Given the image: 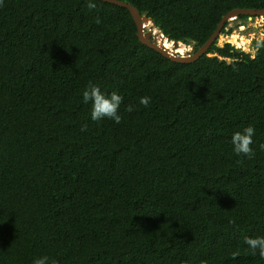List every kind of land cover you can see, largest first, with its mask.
I'll use <instances>...</instances> for the list:
<instances>
[{
	"label": "trees",
	"instance_id": "1",
	"mask_svg": "<svg viewBox=\"0 0 264 264\" xmlns=\"http://www.w3.org/2000/svg\"><path fill=\"white\" fill-rule=\"evenodd\" d=\"M124 1L193 51L230 10L264 8ZM88 2L0 6V264H264L244 242L264 236V47L174 62L127 8ZM89 83L123 97L119 124L91 118ZM249 125L252 158L232 144Z\"/></svg>",
	"mask_w": 264,
	"mask_h": 264
},
{
	"label": "clouds",
	"instance_id": "2",
	"mask_svg": "<svg viewBox=\"0 0 264 264\" xmlns=\"http://www.w3.org/2000/svg\"><path fill=\"white\" fill-rule=\"evenodd\" d=\"M0 6H3V0H0ZM87 7L89 8V10H93L96 8V4L92 2V0H89ZM256 47L257 49L264 47V39L257 40ZM252 58L255 59V54H253ZM82 95L83 101L85 103L91 102V118L93 120H99L104 117H108L114 120L117 124L121 122L122 118L119 114V109L123 101V97L117 92L113 91L110 95H105L98 86L89 83L88 87L84 89ZM139 102L140 104L147 107L150 103V97H141ZM132 110V105H129L127 107V111L131 112ZM85 130L86 126L81 129V131ZM254 135L255 129L251 125L244 128L242 131L233 133L232 144L234 146V151L236 152V154L243 155L248 158H252L255 155L251 147V145L253 144ZM260 147L261 149H264V144L260 145ZM244 242L253 251L254 254L258 250L259 255L261 257H264V236L245 237ZM233 258H235V256ZM33 264H47V257L38 258L33 261Z\"/></svg>",
	"mask_w": 264,
	"mask_h": 264
},
{
	"label": "water",
	"instance_id": "3",
	"mask_svg": "<svg viewBox=\"0 0 264 264\" xmlns=\"http://www.w3.org/2000/svg\"><path fill=\"white\" fill-rule=\"evenodd\" d=\"M104 2H108L111 4H115L124 8H127L137 26V37L139 40L145 44L146 46L156 50L157 52L161 53L168 59L179 62V63H192L198 59H200L204 55L212 56L214 54L209 53V49L211 46L218 40L219 36L221 35V31L224 28L225 24L237 16L246 15L249 18H253L255 16H261L264 18V8H234L227 12L222 19L220 20L216 30L212 33V35L201 45L198 49L191 53H181L179 51L170 50L164 44L155 41L153 32L151 29H146V25L149 22H152L155 25V19L142 14L139 8L127 1L124 0H101ZM163 36H165L162 33ZM168 39L167 37H165ZM169 40V39H168ZM171 41V40H170ZM181 41H174L176 45L179 44Z\"/></svg>",
	"mask_w": 264,
	"mask_h": 264
},
{
	"label": "rangeland",
	"instance_id": "4",
	"mask_svg": "<svg viewBox=\"0 0 264 264\" xmlns=\"http://www.w3.org/2000/svg\"><path fill=\"white\" fill-rule=\"evenodd\" d=\"M150 28L152 26H149ZM148 27V29H149ZM156 28L158 34H154L155 41L161 39L160 34H162L160 28L156 25L152 29ZM147 29V27H146ZM153 31V30H152ZM163 36V35H162ZM264 38V18L261 16H255L253 18L242 19L239 16L235 19L229 21L228 26L225 29V32L221 31V35L218 38V45H223L226 42H230L233 45L242 48L247 52H254L252 45L254 40H261ZM182 51L181 53H191L193 52V44H186L182 42ZM177 50L176 48L174 51ZM180 52V51H179Z\"/></svg>",
	"mask_w": 264,
	"mask_h": 264
},
{
	"label": "bare ground",
	"instance_id": "5",
	"mask_svg": "<svg viewBox=\"0 0 264 264\" xmlns=\"http://www.w3.org/2000/svg\"><path fill=\"white\" fill-rule=\"evenodd\" d=\"M149 26H152V27H153L154 24H153L152 22H149V23L146 25L147 29H148ZM152 27H151V28L149 27V29L153 30L152 32H153L154 34H158V31H159V30H157L156 28L152 29ZM160 37H161V39H159L158 42L164 44V45H165L167 48H169L170 50H174V49L176 48L177 50H175V51H180V52L182 51V49H183V48H182V46H183L182 42H179V44L176 45V44L174 43V41H170V40L166 39L165 36H162V34H160Z\"/></svg>",
	"mask_w": 264,
	"mask_h": 264
},
{
	"label": "flooded vegetation",
	"instance_id": "6",
	"mask_svg": "<svg viewBox=\"0 0 264 264\" xmlns=\"http://www.w3.org/2000/svg\"><path fill=\"white\" fill-rule=\"evenodd\" d=\"M252 47L254 48V44L252 45Z\"/></svg>",
	"mask_w": 264,
	"mask_h": 264
},
{
	"label": "built area",
	"instance_id": "7",
	"mask_svg": "<svg viewBox=\"0 0 264 264\" xmlns=\"http://www.w3.org/2000/svg\"><path fill=\"white\" fill-rule=\"evenodd\" d=\"M237 47V46H236ZM240 48V47H239Z\"/></svg>",
	"mask_w": 264,
	"mask_h": 264
}]
</instances>
